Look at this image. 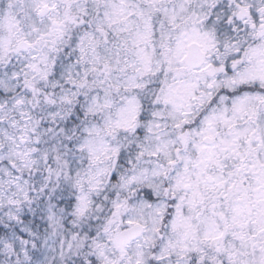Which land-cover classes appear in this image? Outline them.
<instances>
[{"label":"clouds","instance_id":"1","mask_svg":"<svg viewBox=\"0 0 264 264\" xmlns=\"http://www.w3.org/2000/svg\"><path fill=\"white\" fill-rule=\"evenodd\" d=\"M0 264H264V0H0Z\"/></svg>","mask_w":264,"mask_h":264}]
</instances>
